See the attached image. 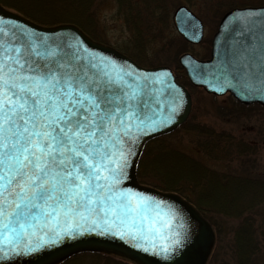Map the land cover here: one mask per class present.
Segmentation results:
<instances>
[{"label":"snow or ice","instance_id":"obj_1","mask_svg":"<svg viewBox=\"0 0 264 264\" xmlns=\"http://www.w3.org/2000/svg\"><path fill=\"white\" fill-rule=\"evenodd\" d=\"M14 36L0 30V256L84 231L174 255L185 235L141 226L171 207L122 186L137 134L153 123L140 91L153 81ZM259 59L264 73V47Z\"/></svg>","mask_w":264,"mask_h":264},{"label":"water","instance_id":"obj_2","mask_svg":"<svg viewBox=\"0 0 264 264\" xmlns=\"http://www.w3.org/2000/svg\"><path fill=\"white\" fill-rule=\"evenodd\" d=\"M176 29L182 37L193 44L203 39V24L186 6L181 5L174 12ZM0 30L20 40L24 33H30L27 40H42L49 47L59 46L80 56L81 63H94L99 69L114 73L130 71L136 76H147L153 83L141 89L152 115L153 123L137 134L132 147L134 155L129 156L122 186L163 201L172 209L169 216L152 218L141 226L158 229L162 235L177 231L185 235L181 247L174 255L164 258L154 251H144L131 243L111 234L99 232H77L62 236L51 244H42L29 253L0 256V264H58L82 252H105L129 259L136 264H206L215 242V235L209 222L187 200L175 193H167L153 187L143 186L137 179L139 157L145 145L152 139L173 132L188 118L192 106L187 88L175 78L171 68L160 66L146 68L123 55L113 47L98 43L74 25L47 27L39 25L24 16L13 13L0 4ZM264 47V5L233 8L221 18L215 32L208 59L201 60L190 53L182 54L179 65L184 69L194 87L209 94L223 96L230 94L243 105L258 104L264 107V73L261 72L259 51ZM225 65L229 71H223ZM239 65V70H232ZM227 76V79H225ZM158 81V82H156ZM139 83V82H138ZM135 87V85H134ZM154 89L158 91H149ZM173 93L178 98H173ZM140 97H138L139 99ZM158 102V103H157ZM40 227V224L33 221Z\"/></svg>","mask_w":264,"mask_h":264},{"label":"trees","instance_id":"obj_3","mask_svg":"<svg viewBox=\"0 0 264 264\" xmlns=\"http://www.w3.org/2000/svg\"><path fill=\"white\" fill-rule=\"evenodd\" d=\"M116 1L120 9L127 10L123 11L124 16L131 24L130 26L145 25L132 29L138 33L130 42L132 43V46L129 47L131 50L128 47L121 50L136 61L145 60L146 49L164 40L163 31H168V25L166 24L170 20L171 9L166 0ZM187 1L190 3V0ZM95 2L96 0H0V4L4 7L22 14L39 25L55 27L64 24H75L90 37H93V35L89 34L88 26H93L91 11ZM229 4L228 9H232L238 6L263 5L264 0H233ZM217 5V8H221L220 3ZM221 5L223 6V4ZM139 6L144 8L137 9ZM77 16L81 17L82 22L75 20ZM148 16H150L149 21L146 22L144 18ZM150 18L153 20L151 21ZM145 37L152 38L149 47H147L148 42L144 40ZM166 47L168 48L167 45L163 46V48ZM146 63H153V60H147ZM174 73L177 81L190 91L192 86L186 77L185 71L180 67H175ZM235 103L238 106H243L237 101ZM253 106L262 108L260 105ZM170 135L171 133L157 137L146 144L138 163L137 177L139 182L145 186L164 192L177 193L184 197L204 215L213 227L214 223L210 218L213 213H225L231 219L236 217L240 222L236 230V236L238 231V236L241 237L240 246L244 248L247 254L243 259V264L251 263L250 260L253 262V258L257 260L256 263L261 262L259 257L263 255L262 252L264 251V218H262L264 216L256 214V211L260 213V210H262L264 213V182L259 183L255 179L243 180L241 178L243 183H240L241 181H237L239 177L233 174L206 169L202 165L194 163L193 159L185 154L176 153V150L169 146L168 137ZM233 139L224 140L223 137L211 133L208 134V138L204 140L201 148L208 157L215 160H225L229 157L228 149L231 150L228 144ZM237 143L235 144L236 149L240 154H244L248 149L247 144L241 140ZM149 147H152V149L148 152ZM224 155L225 157H223ZM222 157L224 159H220ZM202 179L207 184L210 182V185L219 184L220 189L217 192L209 189L207 193H203V190L206 191L208 188L204 187L207 185H204L205 182L201 186ZM188 185L190 188L187 187ZM193 196H195V199ZM258 219L260 222H258ZM252 250L254 255L251 253ZM111 257L112 255L103 252H82L59 264H85L84 262L87 259L91 260L90 264H100L103 259Z\"/></svg>","mask_w":264,"mask_h":264},{"label":"rangeland","instance_id":"obj_4","mask_svg":"<svg viewBox=\"0 0 264 264\" xmlns=\"http://www.w3.org/2000/svg\"><path fill=\"white\" fill-rule=\"evenodd\" d=\"M166 1L171 9L170 20H168L166 24L168 25V31H163L165 38L162 42H158L154 44L153 47L146 49V59L139 60L141 62L136 61L121 50L130 47L132 38L136 37L138 32L132 30L137 26H130L131 24H129L127 18L124 16V11L127 10L123 9V11L120 9L116 0H96L94 3L91 11L93 14V26L89 25V27L87 25L89 34L93 35V37H90L79 26L75 24L71 25L78 27L92 40L113 47L123 55L134 60L140 66L146 68L166 66L174 71L175 67L181 68L178 59L186 52L193 54L199 59H208L210 55L209 45L217 31L219 21L229 10V3L233 0H190V3L187 0ZM218 3H220L221 8H217ZM221 4H223V6ZM181 5L187 6L204 23L205 36L203 44L191 45L184 41L176 31L173 14L176 8ZM5 8L13 13H17L10 8ZM143 8L144 7L139 6L137 9ZM149 17L150 16L144 18L146 22L149 21ZM141 19H143V17H141ZM75 20L82 22L80 16H77ZM150 20L152 21L153 19L150 18ZM140 26L145 25L141 24L138 27ZM144 40L148 42L147 47H149L152 38L145 37ZM164 45H167L168 48H163ZM161 49L163 50L160 51ZM129 50L131 49L129 48ZM151 59L153 63H146L147 60ZM189 92L192 98L190 114L187 120L168 137L169 146L173 150H176V153L180 155L185 154L187 157L192 158L194 163H198L206 169L215 172L229 173L239 177L237 181H241L240 183H243L244 179H255L259 183L264 182V107L260 106L262 108H259L253 105V107L245 105L238 106L233 97L229 94L215 96L205 92L202 88L193 86ZM211 133L223 137L224 140L230 138L235 139L228 144L231 150L228 149L229 157L225 160H215L203 153L201 148L202 143L208 138V134ZM240 140L248 146L244 154H240L235 147V144ZM151 149L152 147H149L147 151L149 152ZM223 157H225V155ZM223 157L220 159H224ZM204 182L205 181L202 179L201 186ZM209 183L207 184V182H205L204 185H207L204 187L208 188V190L206 189L205 191L201 189L204 191L203 193H207L209 189H212L214 192L220 189L219 184L210 185ZM187 187L190 188L189 185ZM193 198L195 199V196H193ZM256 214L264 216L262 210H260V213L256 211ZM210 218L214 223L213 229L215 232L216 244L208 264H243V259L247 254L244 248L240 246L241 237L238 236V231L236 236V230L240 222L236 217L231 219L225 213H213ZM258 222H260L259 219ZM252 252L253 250L251 253ZM262 254L263 255L259 257L261 259V262H258L259 264H264V251ZM252 255L254 254L252 253ZM90 261V259H87L84 263L90 264ZM250 262L258 264L256 263L257 260H254V258L253 262L251 260ZM100 264L134 263L123 260L117 256H112L109 259H103Z\"/></svg>","mask_w":264,"mask_h":264},{"label":"flooded vegetation","instance_id":"obj_5","mask_svg":"<svg viewBox=\"0 0 264 264\" xmlns=\"http://www.w3.org/2000/svg\"><path fill=\"white\" fill-rule=\"evenodd\" d=\"M200 19V18H199ZM201 20V19H200ZM201 22H202V20H201ZM202 24H203V32H204V36H205V26H204V23L202 22ZM204 36H203V41H204Z\"/></svg>","mask_w":264,"mask_h":264}]
</instances>
